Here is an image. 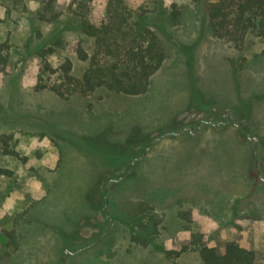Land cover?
Here are the masks:
<instances>
[{
  "label": "rangeland",
  "instance_id": "374dc122",
  "mask_svg": "<svg viewBox=\"0 0 264 264\" xmlns=\"http://www.w3.org/2000/svg\"><path fill=\"white\" fill-rule=\"evenodd\" d=\"M48 1L0 0V41L10 47L0 71V168L13 171L0 178V264H199L194 252L175 261L166 254L190 244L179 217L187 211L206 245L223 251L235 242L264 264V39L249 37L237 50L216 37L206 9L217 0H125L148 11L146 23L166 49L149 91L61 98L34 90L39 52L54 50V67L71 59L81 77L78 44L89 54L94 45L76 28L72 0H54L58 21L38 20ZM173 5L177 21L167 16ZM210 104L219 117L235 110L240 128L186 122ZM136 126L154 141L119 164L113 178L84 138L109 130L102 141L127 144ZM3 137L17 156L4 153ZM94 188L106 189L100 209ZM141 205L162 220L147 247L131 243ZM6 229L17 235L15 252L6 249Z\"/></svg>",
  "mask_w": 264,
  "mask_h": 264
},
{
  "label": "trees",
  "instance_id": "16d2710c",
  "mask_svg": "<svg viewBox=\"0 0 264 264\" xmlns=\"http://www.w3.org/2000/svg\"><path fill=\"white\" fill-rule=\"evenodd\" d=\"M54 3V0L46 3V12L37 13L38 20L55 22L60 19V13L55 12ZM172 7L173 10L167 16L172 21H177L180 12L176 5ZM69 10L77 23L76 28L91 39L94 45L92 54H89L78 44L77 58L86 63V69L81 77H76L71 59L66 58L60 66L54 67L48 60V55L54 50H41V66L34 90L51 91L61 98L74 94H93L99 90L129 96L146 94L151 79L166 59L163 42L157 32L146 23L148 11L145 8L133 9L125 0H72ZM206 15L212 33L233 44L237 50L245 46L249 37L264 39V0H217L209 4ZM188 50L189 48H183L184 53ZM9 52V45L0 41V71L9 62ZM108 131L98 136L85 137L84 141L91 142L86 144L102 157L104 165L109 167L114 178L119 164L142 153L145 145L154 140L145 135L140 126H136L130 131L127 144L110 143L106 139L102 141L101 138L106 137ZM10 141V137H3V151L6 155L17 156ZM103 175L107 179L110 174ZM12 176L13 171L0 168V178ZM91 192L100 198L95 205L92 204L93 207H104L107 200L106 189L98 192L94 188ZM179 217L185 222L183 229L191 232V241L189 246L180 251H167L169 259L175 261L186 252H194L200 258L199 264H256L255 252L235 242L227 243L223 251L206 245L204 236L193 232L191 211L181 212ZM132 222V245L147 247L153 237L159 234L162 220L157 218L153 208L141 205ZM97 226L101 229L102 224ZM3 233L7 251L15 252L18 249L15 231L6 229ZM81 237L77 233L74 240L77 242Z\"/></svg>",
  "mask_w": 264,
  "mask_h": 264
},
{
  "label": "flooded vegetation",
  "instance_id": "af4514ba",
  "mask_svg": "<svg viewBox=\"0 0 264 264\" xmlns=\"http://www.w3.org/2000/svg\"><path fill=\"white\" fill-rule=\"evenodd\" d=\"M205 107L206 108L202 109L203 112L199 116L195 117V114H193L192 116H190V117H188L186 119V122H188L191 119L195 118V119H197L196 121L198 123H203L207 129L211 128V127H214L215 130H217V128L225 130V129H227L230 126L239 127L241 125V124L239 125L237 123V119L234 116L235 115V110H232L230 112L229 116H227L226 114H222L223 116L219 117V113H217L214 105H211V104L207 105V106L205 105ZM208 107H213V108L210 109V110H207Z\"/></svg>",
  "mask_w": 264,
  "mask_h": 264
}]
</instances>
